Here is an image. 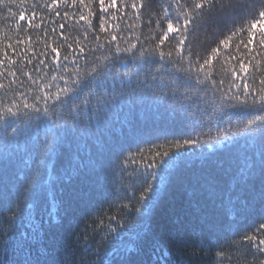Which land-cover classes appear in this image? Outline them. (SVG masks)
<instances>
[{"label": "snow or ice", "instance_id": "obj_1", "mask_svg": "<svg viewBox=\"0 0 264 264\" xmlns=\"http://www.w3.org/2000/svg\"><path fill=\"white\" fill-rule=\"evenodd\" d=\"M3 6L16 23L11 29L15 33L14 43L0 45V91L5 96L11 92L13 97L8 103L0 98L2 143L7 146L21 135V129L14 126L16 120L8 123L9 118L22 120L33 112L45 117L42 142L39 130L24 133L26 150L31 152L34 163L24 184L29 202L27 207L18 204L6 209L11 213L6 221L10 227L23 219L31 221L35 205L43 196L54 198V186L62 178L44 181L47 164L61 152L71 153L73 147L69 130L61 127L62 122L71 120L75 128L82 123L78 119L81 114L91 112L99 119L101 113L107 114L113 106L149 92L154 96L155 89H159L160 99L169 95L183 99L195 96L196 100L203 97L204 103L211 100L220 111L232 109L236 121L243 122L240 132L255 134L260 145L258 153L246 151L220 161L205 158L203 163L205 168L218 170L229 178L227 192L217 175L209 173L206 179L211 196H227L226 212L237 208L247 212L258 197L262 219L239 239L218 242L215 246L219 251L211 264H264V0H3ZM13 6L17 11H13ZM39 9L44 11L38 17ZM73 29L81 31L74 33ZM33 32L43 42L39 55L34 50ZM4 39L13 38L5 34ZM121 53L131 60L146 58L148 67L140 65L133 73H120L114 68V60L123 63ZM28 65H32L31 70H27ZM226 115L233 119L232 113ZM238 134L225 129L207 140L200 136L182 137L148 147H141L142 138H137L135 151L130 146L123 149L116 165L128 203L120 204L112 215L101 213L93 221L97 225L94 232L103 230L98 243L120 240L121 244L113 247V256L136 251L122 248L124 237L117 235L127 215L151 210L161 191L166 190L173 169L197 155V151L203 156L205 144ZM99 140L97 137L98 143ZM114 147L99 143L95 158L70 162L71 174L102 168L105 152ZM76 152L78 156V145ZM9 164L10 158L0 161V167ZM133 165H143L145 170L137 167L129 171ZM143 227L137 225L133 234L137 240L144 239ZM201 235L197 246L211 247L208 236ZM31 247L28 241L13 242V252L21 253L15 264H40L39 257H31ZM159 255L165 264H175L166 248L161 247ZM0 264H6V258L0 259ZM81 264H87L83 256ZM102 264H113L112 257L105 258Z\"/></svg>", "mask_w": 264, "mask_h": 264}, {"label": "trees", "instance_id": "obj_2", "mask_svg": "<svg viewBox=\"0 0 264 264\" xmlns=\"http://www.w3.org/2000/svg\"><path fill=\"white\" fill-rule=\"evenodd\" d=\"M60 10L63 12L64 9ZM13 11H17L16 6H13ZM42 11L44 10H37L38 17ZM99 15L97 12V16ZM0 17H5L0 19V45L14 43L15 33L11 29L16 21L9 17L3 0H0ZM48 23L46 19L45 25ZM96 24V20H93V25ZM52 26L56 27L55 24ZM57 31L60 29L57 28ZM79 31L81 29H73L74 33ZM5 34L13 39H4ZM32 35L35 53L39 55L43 50V42L35 32ZM61 51L63 54L65 50ZM120 56L123 63L121 60H114V68L120 73H133L140 65L148 67L145 64L146 58L131 60L123 53ZM31 68L32 65L27 66V70ZM140 79H144V73H141ZM161 95V91L155 89L154 96L149 92L138 95L131 101L125 100L113 106L107 114L101 113L99 119L91 112L81 114L78 119L82 123L75 128L71 120L62 122L61 127L69 130L73 147L71 153L61 152L47 164L44 181L54 180L57 176L62 178L54 186V198L43 196L35 205L32 220L23 219L15 227L7 224L11 213L6 209L16 208L18 204L27 207L29 201L24 189L25 177L30 176L34 168L32 154L26 150L24 133L34 134L39 130L42 142L45 117L42 113L33 112L29 116H23L22 120L9 118L8 123L16 120L14 126L21 129V135L7 146L2 143L3 126L0 125V161L10 158V164L6 168L0 167V259L6 258V264H15L21 258V253L13 252V242L28 241L32 245L29 249L31 257H39L40 264H81L82 256L87 264H102L110 256L113 264H165L159 255L161 247L171 253V260L175 264H182L184 261L188 264H211L214 254L219 251L215 246L218 242L223 244L225 238L239 239L240 235L250 233L262 222L258 197L247 212H242L239 208L226 212L227 196H211L206 179L209 173L217 175L221 187L227 192L230 187L229 178L220 175L218 170L205 168L203 163L205 158L220 161L229 155H240L246 151L258 153L260 145L255 134L241 133L243 122L236 121L234 110L226 108L220 111L211 100L204 103L203 97L196 100L195 96L183 99L171 95L160 99ZM0 98L8 103L13 97L11 92L5 96L0 91ZM193 100H196V104H193ZM226 113H232L233 119L229 120ZM225 129L239 134L231 139H213L205 144L203 156L197 151V155L186 158L173 169L166 190L161 191L151 210L145 213L141 209L139 215L135 212L127 215L124 226L117 235L124 237L122 248L131 247L136 251L131 254L122 251L113 256V247L121 244L120 240L98 243L103 230L94 232L93 228L97 225L93 221L101 213L112 215L120 204L128 203L125 198L127 193L120 181V169L116 166L119 163L118 155L123 149L130 146L135 151L137 138H142L141 147H148L151 143H165L166 139L171 141L182 137L200 136L202 140H207L209 137H217ZM97 137L100 138L99 143L115 145L111 152H105L103 167L94 172L85 169L81 175H72L70 162L74 164L77 158L86 161L89 157H96V149L99 147ZM188 151L192 152L193 149ZM137 167L140 171L145 170L143 165H133L129 171ZM139 191L137 187V196ZM243 203L241 199L240 204ZM107 223L104 219V224ZM137 225L144 226L142 240H137L133 235ZM201 234L208 236L211 247L201 249L197 246L203 238ZM85 247L89 251L85 252Z\"/></svg>", "mask_w": 264, "mask_h": 264}]
</instances>
